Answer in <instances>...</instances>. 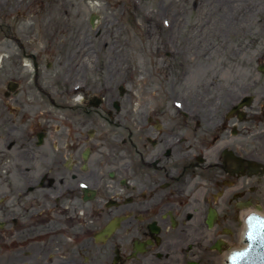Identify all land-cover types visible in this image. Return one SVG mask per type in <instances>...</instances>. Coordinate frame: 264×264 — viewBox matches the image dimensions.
I'll use <instances>...</instances> for the list:
<instances>
[{
	"label": "flooded vegetation",
	"instance_id": "obj_1",
	"mask_svg": "<svg viewBox=\"0 0 264 264\" xmlns=\"http://www.w3.org/2000/svg\"><path fill=\"white\" fill-rule=\"evenodd\" d=\"M53 4L0 0V264H229L264 209L260 38L256 64L138 82Z\"/></svg>",
	"mask_w": 264,
	"mask_h": 264
},
{
	"label": "rangeland",
	"instance_id": "obj_2",
	"mask_svg": "<svg viewBox=\"0 0 264 264\" xmlns=\"http://www.w3.org/2000/svg\"><path fill=\"white\" fill-rule=\"evenodd\" d=\"M55 1L54 16L62 22L68 21L71 26L81 27L80 31L88 34L75 48H80L81 52L89 50L87 56L91 63L105 64L108 75L112 68L119 66L125 76L138 82L160 81L168 64H192L191 54L200 61L192 66L195 71L213 66L202 53H211L210 58L217 64L224 55L226 59L222 61H227L230 67L237 64L250 66L257 63L255 48L264 47V0H249L245 4L251 8L250 25L240 26L238 30L230 26L221 32L212 31L214 25H205V19H212L216 13L212 9L219 0ZM24 16L28 18L32 14L25 10ZM92 17L95 18L94 25L90 24ZM98 33L101 36H97ZM254 37L260 38V44L252 48ZM100 41L105 43L103 52ZM177 50L180 54L175 55ZM235 51L237 54H232ZM165 52L175 54L168 57ZM97 54L100 60H97ZM239 232L237 229V235Z\"/></svg>",
	"mask_w": 264,
	"mask_h": 264
},
{
	"label": "bare ground",
	"instance_id": "obj_3",
	"mask_svg": "<svg viewBox=\"0 0 264 264\" xmlns=\"http://www.w3.org/2000/svg\"><path fill=\"white\" fill-rule=\"evenodd\" d=\"M243 0H239L236 2V0H219L214 6L212 11L216 12L214 15H210L208 17V20L205 19L206 23L205 25H214L212 31H219L223 29H229L230 26H247L251 22L250 12L251 8L245 7V4L242 2ZM245 1V0H244ZM221 4V5H220ZM211 11V12H212ZM205 17V18H207ZM214 29V30H213ZM250 212H256L253 207H249V209L242 210L241 217L243 219L242 221V227L240 229L239 234V243L236 245L238 249L241 247H246L247 243H243V239H246L245 232L247 229L246 222L244 219H246V216ZM256 213H260V215H264V209H261L260 211H257ZM229 251H225L222 255L224 257L227 255Z\"/></svg>",
	"mask_w": 264,
	"mask_h": 264
},
{
	"label": "water",
	"instance_id": "obj_4",
	"mask_svg": "<svg viewBox=\"0 0 264 264\" xmlns=\"http://www.w3.org/2000/svg\"><path fill=\"white\" fill-rule=\"evenodd\" d=\"M91 20L94 25L95 18L92 17ZM258 214L260 215V213ZM249 226L247 233L248 248L234 253L231 256V264H264V215L251 217ZM248 241L247 238L243 239L244 244ZM233 249H237L236 245L231 246L229 252Z\"/></svg>",
	"mask_w": 264,
	"mask_h": 264
}]
</instances>
